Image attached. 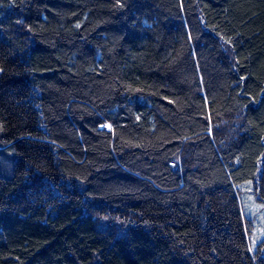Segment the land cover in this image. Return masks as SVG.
<instances>
[{
    "label": "trees",
    "instance_id": "obj_1",
    "mask_svg": "<svg viewBox=\"0 0 264 264\" xmlns=\"http://www.w3.org/2000/svg\"><path fill=\"white\" fill-rule=\"evenodd\" d=\"M0 264H264V0H0Z\"/></svg>",
    "mask_w": 264,
    "mask_h": 264
},
{
    "label": "rangeland",
    "instance_id": "obj_2",
    "mask_svg": "<svg viewBox=\"0 0 264 264\" xmlns=\"http://www.w3.org/2000/svg\"><path fill=\"white\" fill-rule=\"evenodd\" d=\"M249 202L251 203L250 200L242 199V203H243L244 208H245L246 210L248 209ZM250 208H251V209H255V208H257V205H255V206L252 208V207H251V204H250Z\"/></svg>",
    "mask_w": 264,
    "mask_h": 264
}]
</instances>
